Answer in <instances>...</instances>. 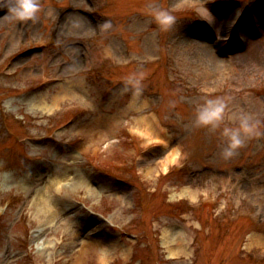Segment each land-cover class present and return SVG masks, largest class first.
<instances>
[{"label": "rangeland", "instance_id": "rangeland-1", "mask_svg": "<svg viewBox=\"0 0 264 264\" xmlns=\"http://www.w3.org/2000/svg\"><path fill=\"white\" fill-rule=\"evenodd\" d=\"M36 3L0 0V264H264V0Z\"/></svg>", "mask_w": 264, "mask_h": 264}, {"label": "clouds", "instance_id": "clouds-1", "mask_svg": "<svg viewBox=\"0 0 264 264\" xmlns=\"http://www.w3.org/2000/svg\"><path fill=\"white\" fill-rule=\"evenodd\" d=\"M38 4L36 3V0H18V5L16 9V13L20 18H27L29 16L34 15V13L38 9ZM217 115L216 112H212L209 114L207 119H211L213 116ZM241 141L238 137V134H233L232 139V146L235 147L236 145L240 144Z\"/></svg>", "mask_w": 264, "mask_h": 264}, {"label": "bare ground", "instance_id": "bare-ground-1", "mask_svg": "<svg viewBox=\"0 0 264 264\" xmlns=\"http://www.w3.org/2000/svg\"><path fill=\"white\" fill-rule=\"evenodd\" d=\"M68 91L71 92V93L74 92L72 90H68ZM46 104L47 103H45L44 101H42V105L46 106ZM40 205H41V210L40 211H45V210L47 211L48 210L47 209V201L44 198L41 199Z\"/></svg>", "mask_w": 264, "mask_h": 264}]
</instances>
